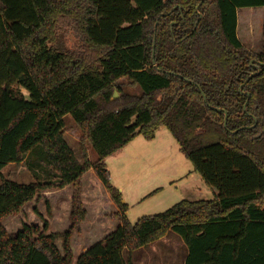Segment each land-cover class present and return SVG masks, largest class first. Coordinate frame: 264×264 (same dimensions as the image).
<instances>
[{"label":"trees","instance_id":"trees-1","mask_svg":"<svg viewBox=\"0 0 264 264\" xmlns=\"http://www.w3.org/2000/svg\"><path fill=\"white\" fill-rule=\"evenodd\" d=\"M261 6L264 0H0V264H72L71 237L87 215L80 180L90 169L117 204L111 216L120 224L75 264H130L132 251L170 230L188 246L185 264H264V27L261 52L237 34L238 10ZM62 35L73 36L72 46L58 45ZM123 77L142 92H124ZM67 115L80 130L81 158L65 138ZM161 126L215 197L182 199L131 223L106 158L137 134L154 139ZM38 145L46 175L30 160L34 181L4 176ZM69 184L66 231L46 233L45 222L44 230L26 223L8 232L5 217Z\"/></svg>","mask_w":264,"mask_h":264},{"label":"rangeland","instance_id":"rangeland-1","mask_svg":"<svg viewBox=\"0 0 264 264\" xmlns=\"http://www.w3.org/2000/svg\"><path fill=\"white\" fill-rule=\"evenodd\" d=\"M238 15L242 20V23L241 21L239 23V39L246 47L261 52L264 6L240 8ZM73 41V36L62 35L58 45L72 46ZM120 82L123 84L124 92L131 94L142 92L141 87L132 85L127 77L121 78ZM23 91L27 94L25 90ZM119 96L118 92L117 97ZM65 121L66 138L79 152V127L70 115L65 116ZM157 131L156 137L151 140L146 139L142 134H137L123 149L106 158L112 183L121 192L122 189L118 185L124 187L122 195L129 205L127 216L131 223H135L142 216L163 212L182 199L198 200L215 197L216 189L207 186L201 175L194 171L192 162L181 151L170 131L162 126ZM35 151L37 152L31 153L22 163H9L3 169L4 176L18 182L34 181V172L28 167L30 160L40 161L41 168L37 173L39 176L46 175L47 166L41 159L44 153L39 145L36 146ZM89 157L91 160L98 158L97 152L92 147ZM197 188H202L204 192L198 193ZM57 190L51 188L41 191L34 199L28 201L19 213L5 217L3 224L8 232L15 235L26 223L39 225L44 230L45 222H47V229L44 230L46 233L66 231L71 224L72 206L69 207L70 198L66 193ZM88 208L92 212V206L89 205ZM113 212L115 211L106 208L94 218L90 217L87 220L85 218L73 232L72 249L74 246L76 251H80L94 241L103 239L113 229V223L117 220L111 216ZM181 239L179 233L170 230L166 236L152 242L146 248L135 250L132 261L134 264H142L150 253L155 255L154 253L160 252L164 256L158 259L163 262L162 264H182L188 246L184 241L180 242ZM56 244L62 249L61 237L56 240ZM75 260L73 258L72 264H75Z\"/></svg>","mask_w":264,"mask_h":264},{"label":"crops","instance_id":"crops-1","mask_svg":"<svg viewBox=\"0 0 264 264\" xmlns=\"http://www.w3.org/2000/svg\"><path fill=\"white\" fill-rule=\"evenodd\" d=\"M253 8H256V7H253ZM237 17H238L237 18V34H238V32H239V23H240V17L238 15V13H237ZM238 37H239V35H238ZM162 127L164 128V126H162ZM156 133H158V131ZM65 138H66V135H65ZM66 140H67V138H66ZM68 143L70 144L69 141H68ZM71 147H72V145H71ZM73 150L75 151V153L78 156V158H81L80 157V153L78 151H76L75 148H73ZM89 156H90V148H89ZM81 182H82L81 197H82V201H83V203H84V205H85V207H86V209L88 211L87 216H86V220L88 218H90V217L91 218L96 217L99 212H102V209L108 208V209H110L112 211L118 210L117 204L113 201V199L111 198L109 192L107 191V189L103 185L102 181L98 177L97 173L93 169L88 170L87 172H85L82 175ZM118 186L122 189V192H123L124 187L122 185H118ZM197 189H198V193L204 192L202 190V188H197ZM57 191L60 192V193H64V192L66 193V195L70 198V206L69 207H71L72 206L73 185L69 184V185L65 186L64 188H62V189H58ZM57 191H54V192H57ZM89 205L92 206V212L88 208ZM119 224H120V222L118 220H115L114 223H113V229H111L106 235H108L112 231L116 230V228L118 227ZM52 233H54V232H52ZM85 239H87V237H85ZM182 239H181L180 242L184 241ZM101 240L102 239H98V240L94 241L92 244H89L88 246L83 247V249L80 250V251H76L75 247L73 246V250H74L73 251L74 252L73 258L77 260L78 256L82 252L87 250L94 243H96L98 241H101ZM151 243H149V244H151ZM146 247H147V245L146 246H142V247H140V248H138L136 250H140V249H143V248H146ZM134 251L131 252V263L130 264H134V262L132 261V256L134 254ZM188 252H189V249L186 251V253H185L184 257H183L182 264H185V260H186V257L188 255ZM154 254L155 255L150 253V255L148 257H146V260L142 261V264H162L163 262L159 261L158 259L164 258L163 253L158 252V253H154ZM76 260L74 261L75 263H76Z\"/></svg>","mask_w":264,"mask_h":264},{"label":"water","instance_id":"water-1","mask_svg":"<svg viewBox=\"0 0 264 264\" xmlns=\"http://www.w3.org/2000/svg\"><path fill=\"white\" fill-rule=\"evenodd\" d=\"M252 62H254V60H252ZM253 74H255V72H253L252 73V75ZM204 95V98L206 99V95L205 94H203ZM118 96V92L116 91L115 92V97H117ZM245 107H246V105H245ZM218 110H220V108H217ZM227 118H228V113L226 112V114H225V125H226V123H227Z\"/></svg>","mask_w":264,"mask_h":264}]
</instances>
